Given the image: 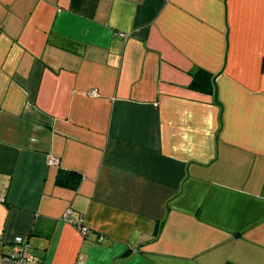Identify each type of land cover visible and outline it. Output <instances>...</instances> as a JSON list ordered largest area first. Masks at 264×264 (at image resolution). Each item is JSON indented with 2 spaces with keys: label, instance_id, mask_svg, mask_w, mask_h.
I'll return each instance as SVG.
<instances>
[{
  "label": "crops",
  "instance_id": "crops-1",
  "mask_svg": "<svg viewBox=\"0 0 264 264\" xmlns=\"http://www.w3.org/2000/svg\"><path fill=\"white\" fill-rule=\"evenodd\" d=\"M0 196L38 264H264V0H0Z\"/></svg>",
  "mask_w": 264,
  "mask_h": 264
},
{
  "label": "built area",
  "instance_id": "built-area-1",
  "mask_svg": "<svg viewBox=\"0 0 264 264\" xmlns=\"http://www.w3.org/2000/svg\"><path fill=\"white\" fill-rule=\"evenodd\" d=\"M56 159L49 158V163H54ZM0 200L3 198L0 196ZM77 229L83 234L86 233V227L83 224L82 217H72L67 211L65 216ZM39 258L35 256L31 250L27 238L25 236H16L10 246L8 252L0 251V264H38Z\"/></svg>",
  "mask_w": 264,
  "mask_h": 264
},
{
  "label": "trees",
  "instance_id": "trees-1",
  "mask_svg": "<svg viewBox=\"0 0 264 264\" xmlns=\"http://www.w3.org/2000/svg\"><path fill=\"white\" fill-rule=\"evenodd\" d=\"M189 88L202 93H214V75L205 70L198 69L190 80ZM80 179L81 175L78 172L67 169H59L55 177V182L61 186L76 188ZM226 264L234 263L228 262Z\"/></svg>",
  "mask_w": 264,
  "mask_h": 264
}]
</instances>
